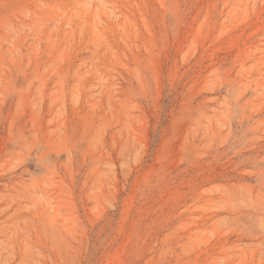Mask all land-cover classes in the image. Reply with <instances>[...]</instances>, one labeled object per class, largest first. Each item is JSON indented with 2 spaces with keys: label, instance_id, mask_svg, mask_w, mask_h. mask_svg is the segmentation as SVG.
<instances>
[{
  "label": "rangeland",
  "instance_id": "rangeland-1",
  "mask_svg": "<svg viewBox=\"0 0 264 264\" xmlns=\"http://www.w3.org/2000/svg\"><path fill=\"white\" fill-rule=\"evenodd\" d=\"M0 264H264V0H0Z\"/></svg>",
  "mask_w": 264,
  "mask_h": 264
}]
</instances>
